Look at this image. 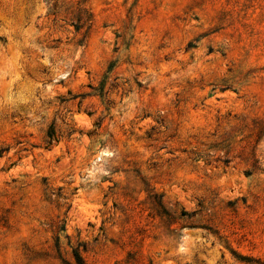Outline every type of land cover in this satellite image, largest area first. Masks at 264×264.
<instances>
[{
	"label": "rangeland",
	"instance_id": "1",
	"mask_svg": "<svg viewBox=\"0 0 264 264\" xmlns=\"http://www.w3.org/2000/svg\"><path fill=\"white\" fill-rule=\"evenodd\" d=\"M0 264H264V0H0Z\"/></svg>",
	"mask_w": 264,
	"mask_h": 264
},
{
	"label": "trees",
	"instance_id": "2",
	"mask_svg": "<svg viewBox=\"0 0 264 264\" xmlns=\"http://www.w3.org/2000/svg\"><path fill=\"white\" fill-rule=\"evenodd\" d=\"M75 258H76V260H77V258H78L77 255H75ZM77 262H78V261H77Z\"/></svg>",
	"mask_w": 264,
	"mask_h": 264
}]
</instances>
